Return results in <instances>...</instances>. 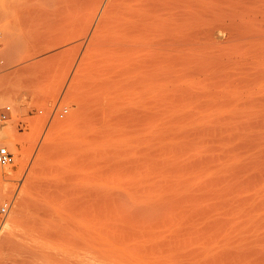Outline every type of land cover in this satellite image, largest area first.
Segmentation results:
<instances>
[{
	"label": "bare ground",
	"instance_id": "obj_1",
	"mask_svg": "<svg viewBox=\"0 0 264 264\" xmlns=\"http://www.w3.org/2000/svg\"><path fill=\"white\" fill-rule=\"evenodd\" d=\"M13 1V11H20L19 0ZM71 1L90 18L91 43L111 44L123 59L107 63L105 77L93 83L102 93L86 108L87 138L99 160H112L113 187L125 188L132 203L150 199L151 211L127 210L121 197L109 193L105 168L97 189L41 191L34 214L17 231L15 220L28 205L23 197L9 228L17 257L25 264H264V150L243 159L240 147H221L230 141L217 118L230 64L207 63L209 55H201L233 51V44L214 45L205 28L218 0ZM138 144L146 147L138 150ZM131 153H142L134 164L114 159ZM254 190L260 195L237 196ZM189 204L190 215L179 217ZM174 217L186 223L187 234L177 230L141 246L163 235Z\"/></svg>",
	"mask_w": 264,
	"mask_h": 264
},
{
	"label": "rangeland",
	"instance_id": "obj_2",
	"mask_svg": "<svg viewBox=\"0 0 264 264\" xmlns=\"http://www.w3.org/2000/svg\"><path fill=\"white\" fill-rule=\"evenodd\" d=\"M19 2L20 11H13V0H0V112L7 104L14 109L1 137L3 144L15 154L13 164L0 167L4 174L0 179V264H25L23 258H18L15 253L14 237L9 229L24 196H28V205L22 216L15 220L17 231L34 214L41 191L55 188L70 192L78 188L97 189L103 185L102 170L106 168L110 194L121 197L129 211H151L150 199L132 203L125 188L119 190L113 187L115 168L112 167V160H99L87 138L89 131L84 121L86 108L102 93L101 88H94V84L105 77L107 63L123 62L121 52L111 44L98 42L96 48L91 43L93 30H88L90 18L88 20L86 15L82 17L86 13L76 8L71 0ZM205 28L214 45L223 48L233 44L231 54L221 52L217 56L214 54L217 49L201 54L209 55L207 63H214V59H218L220 63L230 64L226 85L221 86L222 94L227 95L221 97V105L225 106H222L217 118L220 129L224 131L222 135L228 136L231 142L228 140L221 147H240L245 151L243 159L258 157L264 150V0H218L207 18ZM231 29L235 31L232 43L228 32ZM195 91L199 94L204 93L205 89H194L192 92ZM63 109L68 111L61 117ZM145 147L136 145L138 150ZM134 153L121 154L114 159L123 165H131L142 155ZM214 173L197 180L195 187L204 186L207 179L215 176ZM247 176L244 174L243 178ZM160 180L164 186L165 179ZM125 182L133 184L136 179L125 178ZM253 194L260 195L254 190L244 191L237 196ZM209 201L201 202L202 206H207ZM5 203L9 204L8 211L2 213L1 208ZM187 206L186 212L179 209L183 212L179 217L183 215L186 219V214L190 215L191 205ZM170 226L163 229L160 237L142 240L145 242H140L141 246L168 239L177 230L188 232L186 229L189 228L184 221L179 222L175 217L171 218ZM122 230L128 233L132 229ZM122 234L126 236L129 233ZM195 247H199V244H193L190 248Z\"/></svg>",
	"mask_w": 264,
	"mask_h": 264
},
{
	"label": "built area",
	"instance_id": "obj_3",
	"mask_svg": "<svg viewBox=\"0 0 264 264\" xmlns=\"http://www.w3.org/2000/svg\"><path fill=\"white\" fill-rule=\"evenodd\" d=\"M67 109H63L60 112V116L63 117L67 113ZM14 112L12 105H5L0 112V167H7L14 163L15 154L9 149V147L2 142L1 132L6 125V122L10 119ZM8 203H5L1 208L2 213H7Z\"/></svg>",
	"mask_w": 264,
	"mask_h": 264
}]
</instances>
